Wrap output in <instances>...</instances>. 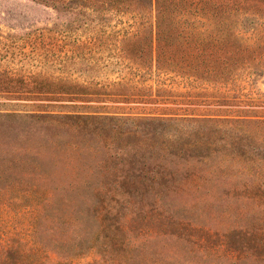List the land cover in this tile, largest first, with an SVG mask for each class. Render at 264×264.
<instances>
[{
    "label": "rangeland",
    "instance_id": "rangeland-1",
    "mask_svg": "<svg viewBox=\"0 0 264 264\" xmlns=\"http://www.w3.org/2000/svg\"><path fill=\"white\" fill-rule=\"evenodd\" d=\"M46 1L0 0V264H264V126L202 120L255 107L129 73L125 17Z\"/></svg>",
    "mask_w": 264,
    "mask_h": 264
},
{
    "label": "trees",
    "instance_id": "trees-1",
    "mask_svg": "<svg viewBox=\"0 0 264 264\" xmlns=\"http://www.w3.org/2000/svg\"><path fill=\"white\" fill-rule=\"evenodd\" d=\"M57 1L88 13L125 17L128 29L136 30L126 31L119 42L120 61L129 73L178 77L198 90L195 97L205 98L197 104L255 107L235 110V115L217 110L202 115L203 121L264 126V94L253 101L242 93V83L264 77V0ZM241 98L247 101H237ZM186 116L179 119H197Z\"/></svg>",
    "mask_w": 264,
    "mask_h": 264
}]
</instances>
